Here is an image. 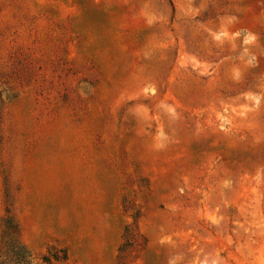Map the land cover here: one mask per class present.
I'll return each mask as SVG.
<instances>
[{"label":"rangeland","instance_id":"374dc122","mask_svg":"<svg viewBox=\"0 0 264 264\" xmlns=\"http://www.w3.org/2000/svg\"><path fill=\"white\" fill-rule=\"evenodd\" d=\"M33 264H264V0H0V239Z\"/></svg>","mask_w":264,"mask_h":264},{"label":"trees","instance_id":"16d2710c","mask_svg":"<svg viewBox=\"0 0 264 264\" xmlns=\"http://www.w3.org/2000/svg\"><path fill=\"white\" fill-rule=\"evenodd\" d=\"M7 214L2 220V234L0 239V264H33L30 252L19 240L18 226L13 216ZM67 254L64 249L50 248L41 256L43 264H55L64 261Z\"/></svg>","mask_w":264,"mask_h":264}]
</instances>
